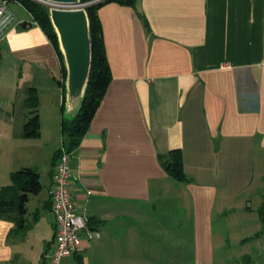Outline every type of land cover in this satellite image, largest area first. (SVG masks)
Here are the masks:
<instances>
[{"label": "crops", "instance_id": "1", "mask_svg": "<svg viewBox=\"0 0 264 264\" xmlns=\"http://www.w3.org/2000/svg\"><path fill=\"white\" fill-rule=\"evenodd\" d=\"M10 8L16 17L0 30V192L13 172L42 160L45 130L58 138L39 170L43 189L27 203L29 228L13 238L14 222L0 218V264H53L62 61L27 7ZM98 14L112 78L72 151L69 190L100 233L59 264H131L145 236L164 235L175 250L171 224L189 228L195 264H215L231 243L216 232L217 215L236 236V264H264V0L109 2ZM30 88L39 98V138L23 135ZM65 104L66 115L75 114ZM175 149L190 181L162 162ZM252 226L258 230L244 236Z\"/></svg>", "mask_w": 264, "mask_h": 264}, {"label": "trees", "instance_id": "2", "mask_svg": "<svg viewBox=\"0 0 264 264\" xmlns=\"http://www.w3.org/2000/svg\"><path fill=\"white\" fill-rule=\"evenodd\" d=\"M24 4L32 13L35 21L42 27L62 61L63 81L61 82L64 91V102L61 105V134L62 147L68 152L74 151L84 138L90 123L92 122L96 111L108 89L111 82V70L106 54V48L103 39L102 25L99 18V8L109 2H118L122 4L135 5L136 0H81L90 2L86 6L89 18L90 35L92 39V62L91 70L86 86V90L81 102L78 113L72 118L66 115V81L67 68L65 58L60 47L59 36L53 25L48 8L35 0H10ZM0 48V60H1ZM28 99L31 107L30 116L26 120L23 129V135L26 138H38L41 136V121L39 114V98L35 88L29 89ZM62 147L55 151L53 155V174L55 167L60 159ZM162 162L171 176L179 181H190L184 170L183 154L181 149H175L169 152L168 156L162 158ZM12 184L2 188L0 192V218H6L14 222V227L10 236L23 233L29 228L27 214V203L31 196L38 195L43 189L41 174L36 167H22L11 174ZM51 203V201H50ZM259 214L264 221V201L259 209ZM89 224H95L92 220ZM46 253H43L45 256ZM78 264H81L79 262Z\"/></svg>", "mask_w": 264, "mask_h": 264}, {"label": "built area", "instance_id": "3", "mask_svg": "<svg viewBox=\"0 0 264 264\" xmlns=\"http://www.w3.org/2000/svg\"><path fill=\"white\" fill-rule=\"evenodd\" d=\"M52 8L73 9L80 5H65L50 0H35ZM10 0H0V30L16 17V12L10 8ZM72 152L62 147V153L55 167L53 188L51 191V210L55 215V247L51 254L53 264L79 252L84 238L92 240L99 235L98 230L91 229L88 218L77 209L69 190L71 178L70 158Z\"/></svg>", "mask_w": 264, "mask_h": 264}, {"label": "water", "instance_id": "4", "mask_svg": "<svg viewBox=\"0 0 264 264\" xmlns=\"http://www.w3.org/2000/svg\"><path fill=\"white\" fill-rule=\"evenodd\" d=\"M50 1L70 6L81 3V0ZM50 17L58 33L67 65V108H77L73 114L75 116L80 109L91 70L92 39L88 13L84 7L52 8Z\"/></svg>", "mask_w": 264, "mask_h": 264}, {"label": "rangeland", "instance_id": "5", "mask_svg": "<svg viewBox=\"0 0 264 264\" xmlns=\"http://www.w3.org/2000/svg\"><path fill=\"white\" fill-rule=\"evenodd\" d=\"M41 3V2H40ZM90 2H82L80 3L81 7L86 8V6L89 4ZM42 4V3H41ZM44 5V4H43ZM49 12L51 11L52 7L45 5ZM61 47V45H60ZM66 65V62H65ZM67 68V65H66ZM68 117L72 118L73 115H68ZM45 136L38 140V144L40 146L45 147L44 151V155H42V160L38 163H35V167L37 168V170H43L45 168V166L49 163L48 158L45 159V156H51V152L52 150H54V146L57 142V138H58V132L54 131L53 127H50L49 130H45ZM60 135V134H59ZM39 138V137H38ZM45 140L49 141L47 144H45ZM45 144V145H44ZM54 155V153H53ZM253 197V196H252ZM253 205L255 206V202L253 203ZM179 213V210L177 211ZM49 215H51L49 213ZM51 217H53L51 215ZM220 217L217 215L215 218V230L216 232L220 235L221 232L225 233L226 237L230 236V246L227 247L226 251L223 254V252H221V250H218V254L219 257H216L215 260V264H236V258L234 257L233 253L236 252V250H234V247H237V249L239 248V246H236L234 243L236 242V236L233 235V231H232V227L227 225V222H222V220L219 219ZM182 228V230H181ZM257 227H253L248 230H250L249 232L245 231V235H249V234H253L255 233L258 229H256ZM171 230H174L173 233L176 230V239L175 242L177 243V246L175 248V250H173L172 247H169V244L165 241H167L165 239V236H163V238L161 239L160 236H153V239H151L148 236H145V240L142 243V248L138 250L137 256L134 258H130V261L133 262L131 264H195L194 263V258L191 252V243H190V237H189V233L188 230L189 228L187 227V225H184L183 227H179L178 225L174 228V225L171 224L170 227ZM247 230V231H248ZM16 234L12 235L13 238L15 237ZM242 236V234H241ZM186 238L187 241L184 239ZM186 241V242H184ZM264 240H262L263 242ZM261 240L259 241H252L250 242L248 245L244 246L242 249L244 248H248V246L250 247H256L258 245H260ZM172 244V243H170ZM182 247H181V246ZM223 254V255H222ZM36 255V252L35 254ZM74 255V254H72ZM72 255L69 256H65V257H70ZM63 257V258H65ZM133 260V261H132ZM61 261V260H60ZM245 261L242 262V264H244ZM96 264H105V261L101 258H97Z\"/></svg>", "mask_w": 264, "mask_h": 264}]
</instances>
